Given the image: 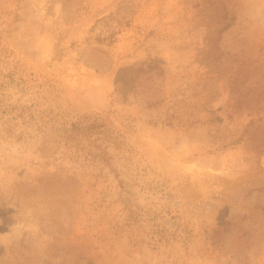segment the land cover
Listing matches in <instances>:
<instances>
[{"label": "rangeland", "instance_id": "1", "mask_svg": "<svg viewBox=\"0 0 264 264\" xmlns=\"http://www.w3.org/2000/svg\"><path fill=\"white\" fill-rule=\"evenodd\" d=\"M0 264H264V0H0Z\"/></svg>", "mask_w": 264, "mask_h": 264}, {"label": "trees", "instance_id": "2", "mask_svg": "<svg viewBox=\"0 0 264 264\" xmlns=\"http://www.w3.org/2000/svg\"><path fill=\"white\" fill-rule=\"evenodd\" d=\"M21 108L24 121L26 117L33 116L25 107ZM61 133L79 153L108 165H112L114 160L110 145L119 147L121 144L120 136L114 133L109 119L99 113L84 114L80 120L62 125Z\"/></svg>", "mask_w": 264, "mask_h": 264}]
</instances>
